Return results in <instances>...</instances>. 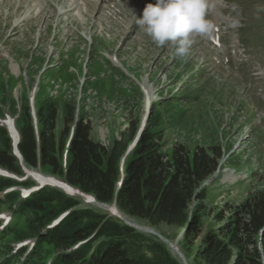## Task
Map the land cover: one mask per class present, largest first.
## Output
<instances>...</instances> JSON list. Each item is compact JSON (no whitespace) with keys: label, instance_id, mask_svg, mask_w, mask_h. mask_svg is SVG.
Masks as SVG:
<instances>
[{"label":"rangeland","instance_id":"1","mask_svg":"<svg viewBox=\"0 0 264 264\" xmlns=\"http://www.w3.org/2000/svg\"><path fill=\"white\" fill-rule=\"evenodd\" d=\"M50 1H56L55 5L63 3V0ZM124 1H115L116 10L106 2L100 4L101 17H108L104 24L110 30H104L102 36L92 30L93 40H87L86 24L60 28L55 38L50 31L45 35L42 31L37 38L39 27L49 25L44 15L37 16L39 0H0V115L12 113L20 120L33 77L42 62L43 67L47 66L45 57L53 51L50 63L56 65L69 48L68 56L43 74L36 105L52 102L56 106L54 131L59 134L66 108L72 102L77 103L78 115L90 121L89 138L99 143L104 138L105 144H101L110 148L130 120L141 118L144 104L137 80L145 78L147 85H152L154 105L142 128L149 130L152 126L163 160L170 158L175 147L191 157L199 148L214 155V147L220 146L222 156L216 169L220 174L206 185L203 208L197 210L199 233L195 237L186 236L187 252L181 247L182 233L177 225L153 226L144 220L134 217L133 220L152 227L167 239L178 238V248L188 264H202L194 255L204 235L225 223L246 197L264 189V0H227L226 5L222 2L224 5L217 8L222 45L213 46L212 50L206 39L194 36L185 59L176 57L172 46L154 44L137 24L130 31L125 29L123 24L133 20L123 16L126 13L131 16L133 12L132 5H125ZM87 8L88 15L94 16L99 11V5L95 10ZM213 13L216 18V12ZM232 35L239 44L232 46ZM112 53L120 59L122 67L116 66L120 61L114 65L105 59ZM226 57L233 59L234 68L225 67L230 64L227 61L220 66ZM83 68L87 71L84 79ZM228 172L232 175L224 179ZM5 196L0 194L3 215L10 213ZM80 203L93 211L111 214L84 201ZM196 203L195 200L190 203L189 213ZM143 233L161 241L154 234ZM5 243L10 245L9 238Z\"/></svg>","mask_w":264,"mask_h":264},{"label":"trees","instance_id":"2","mask_svg":"<svg viewBox=\"0 0 264 264\" xmlns=\"http://www.w3.org/2000/svg\"><path fill=\"white\" fill-rule=\"evenodd\" d=\"M75 109V102L66 108L63 127L57 134L56 106L49 102L37 108L42 167L81 192L94 195L99 202L109 204L115 200L117 207L130 217L153 226L165 223L184 228L180 244L187 252L186 236L195 237L199 233L197 210L203 208L207 194L206 186L196 189L216 170L221 147H214V155L199 148L191 157L175 147L170 158L163 160L151 126L139 134L121 173L120 161L137 132L138 119L130 120L120 138L106 148L89 138L90 122L85 116H78L67 142ZM20 113V120L16 121L21 135L17 148L28 165L36 166L37 147L27 103ZM0 166L20 172L3 126H0ZM12 183L10 178L0 176V191ZM6 195L11 201L18 198L17 193ZM76 198L46 186L18 206L29 236H37L41 244L35 249L36 260H29L30 264L40 263L38 260L50 250L59 251L51 264H180L163 242L103 210L76 207L59 224L48 228L60 212L79 204ZM193 199L197 204L189 215ZM227 218L216 230L204 235L195 260L202 264H263L264 189L246 197ZM25 232L16 229L13 238L23 237Z\"/></svg>","mask_w":264,"mask_h":264},{"label":"clouds","instance_id":"3","mask_svg":"<svg viewBox=\"0 0 264 264\" xmlns=\"http://www.w3.org/2000/svg\"><path fill=\"white\" fill-rule=\"evenodd\" d=\"M214 7L210 0H155L143 10L135 23L159 47L172 46L175 56L185 59L194 36L205 37L215 30L208 19ZM237 26L235 22L232 25Z\"/></svg>","mask_w":264,"mask_h":264},{"label":"bare ground","instance_id":"4","mask_svg":"<svg viewBox=\"0 0 264 264\" xmlns=\"http://www.w3.org/2000/svg\"><path fill=\"white\" fill-rule=\"evenodd\" d=\"M77 0H74L73 2H76ZM103 2H106V0H93L92 2L91 1H84L83 4L85 5V7H89V8H92L93 10L96 9L97 5H99L98 3H103ZM9 5V4H8ZM76 7V6H75ZM75 11V10H74ZM85 12V11H84ZM137 12L142 15L143 11H138ZM34 16V15H33ZM112 16V15H111ZM217 18H218V14L216 13V21H217ZM46 22V21H45ZM42 24V23H41ZM45 24V23H44ZM42 26V25H41ZM130 31V30H129ZM127 32V31H126ZM29 40V39H28ZM113 62L118 64L119 63V60H114L113 59ZM121 64V63H120ZM137 83L139 84V86L141 87L142 89V94H143V104H144V109L149 107V102L153 99V96H152V93H151V90L149 88V86L147 85V81L145 78L141 79V80H137ZM151 84V83H150ZM149 84V85H150ZM152 86V85H151ZM100 135L101 137H103L104 133L103 131L101 130L100 131ZM104 138H101L99 139V141L103 144L104 141H103ZM220 170V169H219ZM223 172H225L224 170H222ZM220 174V171L218 172H214L213 175H212V178H215L217 177L218 175ZM229 175H232V172H228L226 174H224V179H226ZM230 177V176H229ZM68 194H70L71 196L74 195V196H77L79 197L81 200H83L84 202L90 204V205H94V207H99L101 209H104V210H107L109 212H111L112 214L114 215H117L120 219H122L123 221L127 222V223H130V224H133L135 226H137V228L141 231H144L146 233H151V234H154L156 235L154 232H157L156 230H154L152 227H149V226H145L143 224H140L136 221H134L130 216H128L126 213H124L123 211H121L116 204H108L107 206H104V205H99V204H95V203H91V200H94L92 195H85L83 193L80 192L79 189L73 187V186H70L68 185V187L66 189H64ZM157 236V235H156ZM167 239V238H166ZM165 243L167 244V246L169 247L170 251L173 253V256L175 255L180 261H181V264H188L187 262V259L185 258V256L182 254V252L179 250L178 248V245H177V242L175 240H170V239H167V241H165Z\"/></svg>","mask_w":264,"mask_h":264},{"label":"water","instance_id":"5","mask_svg":"<svg viewBox=\"0 0 264 264\" xmlns=\"http://www.w3.org/2000/svg\"><path fill=\"white\" fill-rule=\"evenodd\" d=\"M132 146H133V143H131V145L130 146H128V148H127V151L126 152H128L129 151V149H131L132 148ZM208 181H209V179L208 180H206L205 182H204V184H207L208 183ZM100 204H104V203H100ZM126 224H128V225H131V226H133V227H135V228H137V226H135V225H133V224H130V223H126ZM158 237H159V239L162 241V242H165V241H167V239L164 237V236H162L159 232H154ZM177 240V239H176ZM263 264H264V257H263Z\"/></svg>","mask_w":264,"mask_h":264}]
</instances>
